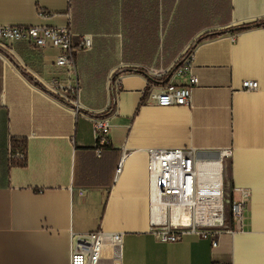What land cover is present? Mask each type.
Returning <instances> with one entry per match:
<instances>
[{"label":"crops","instance_id":"crops-1","mask_svg":"<svg viewBox=\"0 0 264 264\" xmlns=\"http://www.w3.org/2000/svg\"><path fill=\"white\" fill-rule=\"evenodd\" d=\"M203 2H120V30L143 49L147 36L157 47L160 32H193L185 40L193 43L199 82L190 106H163L147 101L145 71L127 68L120 115L100 154L93 119L108 109L111 72L102 90L89 88L81 83L85 51L77 53L85 114L76 115L47 87L53 77L67 78L55 65L59 48L18 42L13 59L0 56V264H70L72 235L99 228L124 233L119 258L110 259L107 249L102 264H264V0H207L209 11ZM164 3L170 9L161 15ZM74 10L73 0H0V25L71 23L76 33L89 34ZM111 24L96 32H111ZM246 79L258 88L245 90ZM13 143L24 146L25 164L11 162ZM153 147L220 158L227 191L250 193L243 229H189L177 241H163L149 201L146 150Z\"/></svg>","mask_w":264,"mask_h":264},{"label":"built area","instance_id":"built-area-1","mask_svg":"<svg viewBox=\"0 0 264 264\" xmlns=\"http://www.w3.org/2000/svg\"><path fill=\"white\" fill-rule=\"evenodd\" d=\"M75 37L77 40L75 41ZM25 42L33 48H46L48 46L60 49L55 65L63 68L66 72V80L53 77L48 89L56 95L63 103L71 107L76 115H84V107L80 102V84L78 80V69L76 55L87 51L92 47V35L76 33L71 23L65 26L8 24L0 25V56L13 59L16 56L14 45ZM193 49L184 52L178 59L160 76L158 72L148 71L145 76L148 80L147 101L156 104L187 105L193 100V89L198 84L199 78L193 69ZM129 69L123 68L108 81L110 102L108 109L94 120V132L97 139V153L110 143L111 127L118 120V94L121 76ZM245 90H256L258 81L246 79L243 81ZM14 144L9 148L11 162L18 163L25 160L26 152L24 146L19 143V149L14 150ZM147 169L149 174L150 194L149 201L152 211L161 207L166 208L164 221L160 213L157 214L159 221L154 223L158 229V235L163 241H177L186 230L196 229L197 226H182L173 224L172 205H183L185 202L194 200L198 196L200 186L198 173L197 152L194 149L185 148H148ZM118 162L115 178L121 171L122 164L126 158L122 152ZM219 175L221 177L222 198V226L230 228L231 231L243 229L245 212L250 199L248 189L233 187L232 192L227 191L222 174V161ZM238 194V196L236 195ZM228 208L230 226L226 223L225 210ZM215 226V225H213ZM155 228V230H156ZM207 233L209 230H203ZM124 239L123 232H109L99 228L85 234H73L70 247V264H102L107 249L110 251V259L119 258Z\"/></svg>","mask_w":264,"mask_h":264},{"label":"rangeland","instance_id":"rangeland-1","mask_svg":"<svg viewBox=\"0 0 264 264\" xmlns=\"http://www.w3.org/2000/svg\"><path fill=\"white\" fill-rule=\"evenodd\" d=\"M73 0L75 10L78 8V18L80 24L84 26V31H88L92 35V47L85 51L84 65L81 69V83L88 84L89 88L99 87L102 90L105 86L107 74L111 72L110 77H114L123 68H130L141 71H153L158 72L161 76L162 72L166 70L174 61L178 59L184 52L191 50L193 43L190 40L186 41V33L182 30L176 33H170L166 36L165 33L160 32V43L156 46V38L152 35L144 38L142 44L144 49L136 46L133 41H128L125 38L124 33L120 30L118 8L122 0ZM211 3V2H210ZM161 4L159 7V13L165 15L168 13L170 7ZM206 11H209L212 7L207 0L203 2ZM211 6V7H210ZM182 8L183 5L181 6ZM150 12L151 10H147ZM182 9L180 13H182ZM171 22L170 17L164 16ZM112 22L110 29L111 32H104L105 34H99L96 31L100 30V27H108V24ZM182 29V27L180 28ZM220 31L217 28L215 31L202 33L193 38L194 42L199 37L212 35L214 32ZM164 40V42H162ZM168 41V43H167ZM174 59L169 63V59ZM169 63V64H168ZM84 81H83V79ZM226 187V184H225ZM225 218L227 225H231L229 222L230 216L228 208L225 210ZM203 230H220L224 229L226 225H215L209 227L197 226ZM162 226L156 228V231H160Z\"/></svg>","mask_w":264,"mask_h":264},{"label":"bare ground","instance_id":"bare-ground-1","mask_svg":"<svg viewBox=\"0 0 264 264\" xmlns=\"http://www.w3.org/2000/svg\"><path fill=\"white\" fill-rule=\"evenodd\" d=\"M200 186L198 196L183 205H172L171 222L182 226L209 227L220 225L222 220L221 169L220 158L197 155ZM166 208L154 209L153 221L160 222L157 214L163 217Z\"/></svg>","mask_w":264,"mask_h":264},{"label":"trees","instance_id":"trees-1","mask_svg":"<svg viewBox=\"0 0 264 264\" xmlns=\"http://www.w3.org/2000/svg\"><path fill=\"white\" fill-rule=\"evenodd\" d=\"M195 7H197L196 8V11L194 12V14H196V15H200V11L199 10H201V4L199 3H197V5L195 4ZM196 17V16H195ZM195 17H191V19H190V21H191V23H194V22H196V21H198V19L197 18H195ZM188 28H191V26L190 27H188ZM151 34V33H150ZM193 35V32L192 31H189L188 33H186V35H185V37H186V39H189L191 36ZM16 148L17 149H19V147H17L16 146ZM24 149V148H23ZM14 150H15V146H14ZM26 163V158H25V160H23V161H20V162H18L17 164H21V165H23V164H25Z\"/></svg>","mask_w":264,"mask_h":264},{"label":"water","instance_id":"water-1","mask_svg":"<svg viewBox=\"0 0 264 264\" xmlns=\"http://www.w3.org/2000/svg\"><path fill=\"white\" fill-rule=\"evenodd\" d=\"M197 155H199L198 153H197ZM200 156V155H199Z\"/></svg>","mask_w":264,"mask_h":264}]
</instances>
